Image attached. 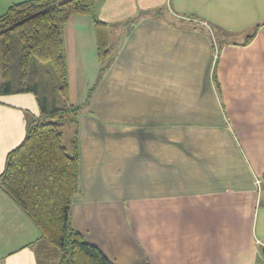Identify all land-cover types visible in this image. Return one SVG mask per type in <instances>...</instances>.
<instances>
[{"label": "crops", "instance_id": "crops-1", "mask_svg": "<svg viewBox=\"0 0 264 264\" xmlns=\"http://www.w3.org/2000/svg\"><path fill=\"white\" fill-rule=\"evenodd\" d=\"M95 15L112 63L88 102L91 20L63 29L82 112L71 226L113 264H264V0H97ZM38 113L32 94L0 97V175ZM40 240L0 190V264H37Z\"/></svg>", "mask_w": 264, "mask_h": 264}, {"label": "trees", "instance_id": "trees-1", "mask_svg": "<svg viewBox=\"0 0 264 264\" xmlns=\"http://www.w3.org/2000/svg\"><path fill=\"white\" fill-rule=\"evenodd\" d=\"M96 1L25 0L0 15V97L32 94L39 112L20 144L7 154L0 190L39 231L37 264H113L69 221L73 198L80 194L77 117L81 106L69 101L63 29L73 15L91 20L100 67L88 102L112 63L108 27L95 15ZM64 125L74 128L69 149L63 145Z\"/></svg>", "mask_w": 264, "mask_h": 264}, {"label": "rangeland", "instance_id": "rangeland-1", "mask_svg": "<svg viewBox=\"0 0 264 264\" xmlns=\"http://www.w3.org/2000/svg\"><path fill=\"white\" fill-rule=\"evenodd\" d=\"M25 1V0H23ZM22 2V1H20ZM19 3V2H17ZM12 5V4H11ZM8 8V7H7ZM7 10V9H6ZM5 10V11H6ZM1 11V10H0ZM3 12V11H1ZM253 31H254V27L253 28H249V29H246L238 34H236L237 32H234V33H226L223 35L224 39L227 40V41H232V42H243L245 41V39L252 35L253 34ZM214 36L217 38L218 36H216V34H214ZM219 39V38H218ZM0 75H1V41H0ZM1 78V76H0ZM82 112L79 113V115H81ZM77 125H79V122L77 121ZM73 128V127H72ZM61 132L63 134V145L69 149V141H70V138H71V133H70V130L68 128V126H63L61 128ZM79 195V194H78ZM77 196V195H76ZM262 199L264 200V196L262 197Z\"/></svg>", "mask_w": 264, "mask_h": 264}, {"label": "built area", "instance_id": "built-area-1", "mask_svg": "<svg viewBox=\"0 0 264 264\" xmlns=\"http://www.w3.org/2000/svg\"><path fill=\"white\" fill-rule=\"evenodd\" d=\"M203 25H206V23H203ZM215 56H216V54H215ZM255 185H256V189H257V196L259 199L261 192H262V180H261V178H255Z\"/></svg>", "mask_w": 264, "mask_h": 264}, {"label": "water", "instance_id": "water-1", "mask_svg": "<svg viewBox=\"0 0 264 264\" xmlns=\"http://www.w3.org/2000/svg\"><path fill=\"white\" fill-rule=\"evenodd\" d=\"M261 253L264 255V246L261 248Z\"/></svg>", "mask_w": 264, "mask_h": 264}]
</instances>
